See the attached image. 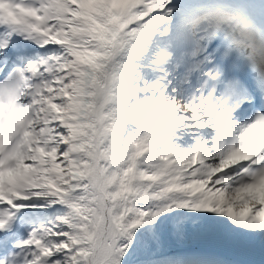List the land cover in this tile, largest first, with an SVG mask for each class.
Wrapping results in <instances>:
<instances>
[{"label":"snow or ice","instance_id":"6c2138e0","mask_svg":"<svg viewBox=\"0 0 264 264\" xmlns=\"http://www.w3.org/2000/svg\"><path fill=\"white\" fill-rule=\"evenodd\" d=\"M0 264H264V0H0Z\"/></svg>","mask_w":264,"mask_h":264}]
</instances>
